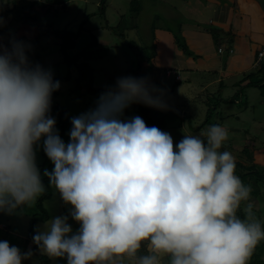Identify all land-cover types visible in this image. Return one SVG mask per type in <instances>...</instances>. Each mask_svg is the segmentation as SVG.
Instances as JSON below:
<instances>
[{
    "label": "clouds",
    "instance_id": "clouds-1",
    "mask_svg": "<svg viewBox=\"0 0 264 264\" xmlns=\"http://www.w3.org/2000/svg\"><path fill=\"white\" fill-rule=\"evenodd\" d=\"M30 51L23 41L0 45V212L33 207L45 194L36 155L42 141L54 165L43 176L71 207L37 227L32 241L41 255L67 264H249L264 221L236 158L221 151L226 127L212 124L174 144L140 116L124 119L134 103L168 110L147 77L126 76L71 118L65 143L50 114L60 81ZM32 255L0 241V264Z\"/></svg>",
    "mask_w": 264,
    "mask_h": 264
},
{
    "label": "rangeland",
    "instance_id": "rangeland-1",
    "mask_svg": "<svg viewBox=\"0 0 264 264\" xmlns=\"http://www.w3.org/2000/svg\"><path fill=\"white\" fill-rule=\"evenodd\" d=\"M31 1L0 0V17L4 19V25L0 29L25 37L21 41L31 46L29 58L33 63L51 69L54 77H68L67 80L60 81L61 87L54 101L66 107V117L69 120L94 108L97 95L86 91L85 82L83 79H78L76 68L69 69L58 48L59 38L48 33L41 36L37 43L33 41L37 32L42 30L51 32L47 24L51 29L66 28L72 32L84 28L80 31L74 46L67 51V55L73 57L84 51L78 62L88 64L95 88L106 91L109 87L115 86L117 78L133 76L147 77L152 84L161 89L168 110L154 109L159 111L162 117L151 112H141L136 116H140L148 126H156L170 133L174 144L179 143L184 135H199L209 126L203 123L210 105L212 108L217 107L216 111L209 113L210 122L229 130V139L221 151L227 150L236 159L241 158L242 162L248 164L242 152L244 139L255 137L256 151L252 162L255 164V170L264 169V101H262L264 97L260 95L257 87L238 86L241 85L240 74L226 77V80L220 84L213 81L216 72L210 69L209 72H205L206 74L193 72V76L188 81L185 80V77L189 76L188 71L173 70L174 68L166 70L156 65L166 63L169 55L165 56L166 59L163 58V62H160L162 57L148 60L149 57L154 58L158 52L159 44L154 40L157 31L174 37L180 36V30L189 26L207 29L209 33H213L217 38L216 50L221 46L224 52H227L231 46L228 36L234 39L238 33H240L238 35L248 33L253 42L264 44V0H56L58 3L52 8L44 0H33L35 1L32 2L33 4ZM5 11L11 13L5 15L3 13ZM29 11L41 15V23H34L29 19L23 20L24 14ZM219 17H221L220 22L217 21ZM4 38L10 40L11 37L0 35V45L7 47ZM162 42L166 44L165 40ZM190 51L192 53L190 56L193 58L196 52ZM165 52V54L170 53ZM233 53L234 50L229 54ZM172 56L173 53L169 60H172ZM168 70L176 74L180 73L181 81L179 78L177 81L171 73H166ZM202 86L205 88L199 91ZM241 89H244L243 94L240 93ZM233 97L247 104L230 102ZM140 104H132L130 111L124 112L123 118L130 119L129 113H134ZM56 128L59 130L57 126ZM61 138L67 143L64 134ZM36 155L39 169L44 170L46 166L42 167V163L45 160L47 164L51 161L43 151L42 141ZM262 187L264 186L259 188ZM48 191L50 196L42 201L41 208L49 214V219L68 215L71 206L62 201L54 188L48 186ZM249 202L255 210L264 208V192H260L256 200L250 199ZM34 213H42L36 204L30 208L17 209L12 215L0 212V241H8L10 245L17 246L22 253L29 249L33 252L32 257L23 260L22 264H39L41 255L39 250L37 247L35 250L32 249L33 242L26 241L29 222ZM260 214V219L264 221V212ZM44 223L45 221L37 222L35 229L37 227L42 229ZM69 223L73 231L79 228V224L71 218ZM63 259H49V263L67 264Z\"/></svg>",
    "mask_w": 264,
    "mask_h": 264
},
{
    "label": "trees",
    "instance_id": "trees-1",
    "mask_svg": "<svg viewBox=\"0 0 264 264\" xmlns=\"http://www.w3.org/2000/svg\"><path fill=\"white\" fill-rule=\"evenodd\" d=\"M32 2H35V1L32 0L31 3ZM44 2L51 8L54 7L58 3V1H56V0H44ZM55 10H56V8H55ZM3 13L5 15H8L11 12L5 11ZM24 16H25V18L23 20L29 19V20L33 21L34 23H37V22L41 23L40 22L41 15H39L37 12L32 13L29 11L28 13L24 14ZM13 17H16V16H13ZM47 26L50 28L51 32H48L47 30L39 31L36 33V37L34 36L35 38H33V41L37 43L41 36L47 35L48 33H52L54 37L59 38L60 43H57L58 48L62 52V54L64 56L63 59L68 64L69 69H72L73 67L76 68V70L78 71V79H83L85 82L84 86H85L86 91L89 93H92V94H96L97 100H98L100 94L103 93L105 90L97 89L93 86L92 73H91V70H90L88 64H86L84 62H78L79 58L81 57V55L83 54L84 51L79 52L78 54L74 55L73 57H69L67 55V51L74 46V42L78 38L80 31L83 30L84 28H80L79 31H77V32H72L70 30H67L66 28L51 29L50 25L47 24ZM0 35L2 37H7V36L11 37L10 40H8L7 38H4V43L6 44L7 47H10L11 41H13V40L21 41L25 38L24 36H21V35L16 36L14 33H9L7 31H3L2 29H0ZM174 38H175L176 44L183 50V52L186 54H189L188 48H187L182 36L181 35L180 36L175 35ZM94 42H95V40H94ZM262 49H264V45H260L257 48L255 56H254V60L257 59L258 53ZM150 58L151 57H149L148 60H150ZM53 78H54V80H58V81H64V80L68 79V77H61V76H57V77L53 76ZM243 80H247L246 85H245L246 87H248V86L257 87L260 91V95L262 97H264V55H262V57L259 59L257 65L253 66V68L250 70V72L246 73L243 76ZM58 93H59V90L52 94V106H51V113L50 114L56 120V126L59 128L60 135L62 136L64 134L67 138L66 142L68 143L69 139H70L69 138V132L71 130L72 125L70 122L71 120H69L66 117V115H67L66 107L60 106V105L56 104L54 101L56 96L58 95ZM240 93L243 94V89H241ZM229 101L234 102V97L232 99H230ZM262 101H264V100H262ZM241 104H245V102L244 103L242 102ZM208 106L209 107H208L207 112H206V118H205V121L203 123L204 125L205 124H209V125L213 124L210 122L209 113L211 111L217 110L216 109L217 107L212 108L210 105H208ZM125 111H130V107L127 108ZM141 112H151L152 114H154L156 116L162 117V114L159 111L155 110L154 108L140 104L139 108L136 109V111H134V113H129L130 118L136 116L137 114H139ZM152 117L153 116H151V118ZM222 118L224 119V117H222ZM161 122H162V120H161ZM244 141H245V144L243 145L242 152L246 156V161L248 162V164L242 162L241 158L239 160L236 159V174L241 178V180L244 182V184L251 186L252 192H251L250 199L256 200L257 196L260 194V192L261 193L264 192V187H262V189L259 188L260 186H264V169L259 170V171L255 170V164H253V162H252V160L254 161V159H255L254 151H256V149H255L256 148L255 137L244 139ZM46 164H47V161L45 160L42 163V167L46 166V168L49 171H51L54 167L52 162L48 163L47 165ZM244 170H246V171L244 172ZM40 171L42 174L43 169H41ZM42 180H43V183L46 187V192L42 197H40L37 200V203H36L37 207L38 208L40 207L42 213L32 214L31 220L29 222L30 227H29V233H27L26 241L27 242L31 241V243L33 242L32 237L35 234V231H36L35 226H36L37 222L46 221L49 219V214H46V212L41 208L42 201L50 196V192L48 191L49 182H48V178L44 177V176H42ZM253 211L255 212L256 216L258 218H260V215H261L260 213L264 212V208H260L258 210L253 209ZM36 247L37 246L35 244L32 245V249L35 250ZM262 256H264V241H261L257 245L252 258L249 261V264H264V258H262ZM63 260L67 263L66 258H64ZM39 264H50L49 259L44 255H40L39 256ZM57 264H61V262H58Z\"/></svg>",
    "mask_w": 264,
    "mask_h": 264
},
{
    "label": "crops",
    "instance_id": "crops-1",
    "mask_svg": "<svg viewBox=\"0 0 264 264\" xmlns=\"http://www.w3.org/2000/svg\"><path fill=\"white\" fill-rule=\"evenodd\" d=\"M225 10H227V7ZM220 20L221 17H219L217 21L220 22ZM180 31H181L180 35L182 36L188 48L189 54L183 52V50L176 44L175 38L170 34L162 33L159 31L155 33L157 39L156 36H154L155 37L154 40L156 43L159 44V46H158V52L155 54V57L154 58L151 57V58L159 59L160 57H162L160 59V62H163V58L166 59L168 55L170 57L171 53H173V56L171 57L172 60H169L168 57V61L166 63L163 64L157 63L156 65H158V67L166 68V70L169 68L172 69L174 68L173 70L175 69L186 70L188 71L189 76L187 75L188 77H185V80L188 81L189 78L193 76V72L197 71V72L205 73L207 71L209 72L210 69L216 72V77L215 80L213 78V81L218 82L220 84H222L226 80V77H230V76L234 77V75L240 74L241 85L238 86L242 87L246 85L247 80H243V76L248 72V70L253 68L252 64L254 63V56L256 50L260 45H264V44L262 43L257 44L253 42L251 40V35L250 36L247 35L248 33L246 34L243 33L242 35H238L240 34L238 33L235 35L234 39L233 37H229L230 35L228 36L229 38L228 42L231 45L230 47L233 48L234 53L229 54L228 52H224V48L222 47L223 52L219 54L216 50L217 46L215 45L216 37H214L215 35L213 33H209L207 29H201L200 27L195 28L189 26L187 28L184 27ZM162 40H165L166 44L163 43ZM189 49L193 50V52H196L193 58L190 56L192 53ZM165 51H169L170 53L165 54L166 53ZM199 58H201V60H199ZM179 74L180 73H178V75ZM181 79L182 78H180V81ZM221 86L223 87V85ZM204 88L205 86H202L199 91H203ZM225 88L228 87L225 86ZM234 102H239V104L242 103V101H240L239 98H237L236 100L234 99Z\"/></svg>",
    "mask_w": 264,
    "mask_h": 264
},
{
    "label": "built area",
    "instance_id": "built-area-1",
    "mask_svg": "<svg viewBox=\"0 0 264 264\" xmlns=\"http://www.w3.org/2000/svg\"><path fill=\"white\" fill-rule=\"evenodd\" d=\"M219 45H220V44H219ZM222 50H223V49H222L221 46L218 47V49H217V51H218L219 53H221ZM232 51H233V50H232L231 48L228 49V52H229V53H232ZM262 55H264V49H262V50L258 53L257 59H256V61H255V64L258 63V61H259V59L262 57ZM167 73H171L172 75L175 74V73H174L173 71H171V70H168ZM175 78L178 79L179 77L176 75Z\"/></svg>",
    "mask_w": 264,
    "mask_h": 264
}]
</instances>
